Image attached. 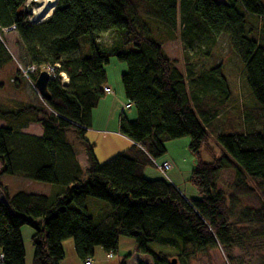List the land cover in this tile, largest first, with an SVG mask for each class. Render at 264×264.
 Instances as JSON below:
<instances>
[{
    "label": "trees",
    "instance_id": "1",
    "mask_svg": "<svg viewBox=\"0 0 264 264\" xmlns=\"http://www.w3.org/2000/svg\"><path fill=\"white\" fill-rule=\"evenodd\" d=\"M26 1L0 0V31L14 27L20 67L58 68L40 107L0 106V177L60 190L50 196L10 195L0 183V264H24V226L33 229L31 264H59L67 239L83 263L96 247L112 257L124 237L134 241L138 254L151 256L152 264H171L174 259L156 252L155 244L178 245L179 257L186 259L187 247L192 254L217 247L229 254L248 229L251 237L264 234V0H58L39 24L20 13ZM106 33L114 39L104 46L98 38ZM221 35L229 38L248 91L249 101L239 106V125L230 112L222 64L205 66ZM173 39L180 41L182 71L163 49ZM128 47L131 52L124 51ZM111 58L127 67L120 81L135 115L129 118L123 110L118 115V133L130 146L99 163L85 133L92 111L107 95L105 66ZM12 62L0 39V71ZM38 74L29 75L33 84ZM19 76L16 69L15 81ZM30 124L40 125L41 136L21 132ZM68 131L83 146L85 169ZM208 136L221 151L205 163L200 149ZM184 137L195 159L189 181L198 199H187L165 179L143 175L165 153L167 141ZM223 170L234 173L227 198L216 189ZM246 191L259 193V208L245 209L234 220L233 207ZM88 199L105 203L108 211L90 216Z\"/></svg>",
    "mask_w": 264,
    "mask_h": 264
},
{
    "label": "rangeland",
    "instance_id": "2",
    "mask_svg": "<svg viewBox=\"0 0 264 264\" xmlns=\"http://www.w3.org/2000/svg\"><path fill=\"white\" fill-rule=\"evenodd\" d=\"M36 0H28L20 8V13L26 17V21L30 24H35L31 21L32 11L36 7ZM223 2L224 0H214ZM55 8V7H54ZM53 13V12H52ZM52 15V14H51ZM49 19V18H48ZM47 19V20H48ZM46 21V20H45ZM42 21V22H45ZM253 22V21H252ZM256 23L255 21L253 22ZM262 23V22H261ZM260 23V24H261ZM39 24V23H38ZM0 39L4 42L7 50L13 57V62L6 65L0 71V106L7 111H12L15 108L14 103H29L40 107L41 98L33 87V82L30 78L23 76L17 58L19 54L18 36L14 29L9 31H0ZM114 37L111 33H106L98 38L100 43L104 46L113 41ZM125 52H131L132 48L128 47ZM165 52L176 63L179 71H182V56L181 48L178 43H170L165 46ZM217 64H222L223 75L227 79L231 91L230 112L237 117V125L241 122V115L239 106L242 103L249 101L248 91L246 89L243 77L242 66L236 56L232 53L229 45V38L227 35H221L214 47L210 50V55L206 59L205 66L210 67ZM19 70L20 76L18 82L15 81V71ZM125 63L111 58L109 63L105 66L106 85L110 88L111 94L105 95L99 101L98 106L93 110L94 114L104 120L108 112L112 110V121L109 123L106 130L103 126H94L101 131L97 133L90 129L86 131V140L94 145V154L99 163H104L111 157L124 151L125 139L122 138L116 131L117 117L123 110L129 118H133L135 113L133 109H125L127 101L124 97L120 77L126 71ZM224 114L220 115L222 118ZM4 124L0 122V125ZM40 125L35 124L27 126L22 130L29 131L32 134L38 132ZM106 131V132H105ZM66 138L69 144L77 155V159L81 165L83 160L86 165V157L83 146L75 134L71 131L66 133ZM189 138L184 137L180 139L170 140L164 144L165 153L153 160V165L145 168L143 175L146 179L157 180L165 179L175 186V188L187 199H198V193L189 181L192 169L195 165V159L190 153ZM220 147L215 142L212 136H208L205 143L200 149V159L205 163H209L214 157L220 155ZM162 161H167L170 164V170L165 175L162 174L156 167L161 165ZM0 178L2 186H6L9 194H14L19 191L26 193H38L43 195H54L59 192L60 188L23 179L21 177L3 176ZM234 181V173L230 170H223L218 174L216 189L221 192L226 198L231 194V186ZM252 187V186H251ZM250 190V189H249ZM248 194L239 196L236 205L232 210V219H236L241 211L245 209L256 210L259 208L260 195L257 191H246ZM88 214L92 217H97L101 213L108 211V206L98 200L88 199ZM24 229L29 230L28 226ZM248 229V228H247ZM251 229L247 230V236L241 238L240 245L233 248L229 254H226L220 247L209 249L203 253L192 254L191 248L184 249L188 253L186 259L179 257L181 247L169 244H155L154 250L166 255L167 259L175 260V264H261L264 256V234L258 237L250 236ZM64 250L63 264H83V262L76 256L73 249V241L67 239L62 242ZM24 247V264H31L33 248L29 240H23ZM112 257L108 258L102 248L96 247L91 257V264H120L123 260L125 264H136L137 261H143L146 264H152V257L149 255H139L136 252V246L132 239L121 237L118 242L117 251L111 253Z\"/></svg>",
    "mask_w": 264,
    "mask_h": 264
},
{
    "label": "crops",
    "instance_id": "3",
    "mask_svg": "<svg viewBox=\"0 0 264 264\" xmlns=\"http://www.w3.org/2000/svg\"><path fill=\"white\" fill-rule=\"evenodd\" d=\"M216 2H218V3H220V1H216ZM178 43L179 45H180V41L178 40V39H173L172 41H168L167 43H165L164 45H163V49H164V51H165V46L167 45V44H170V43ZM166 53V52H165ZM167 54V53H166ZM106 87H108L107 85H106ZM99 104V103H98ZM98 106V105H97ZM112 114H113V112H112V110L111 111H109L108 112V115H106L105 116V119L103 120H100V118L97 116V114H94L93 113V111H92V114H91V125H90V131L91 130H93V131H96L97 133H100L101 131L99 130V128H97V129H95L94 128V126H96L97 124H98V126H103V130H106L105 128L106 127H108V125H109V123L112 121V119L114 118H112ZM32 125H35V124H32ZM28 126H31V124L30 125H28ZM88 129V130H89ZM115 129H116V131H117V133H118V117H117V122H116V127H115ZM21 132H23V133H25V134H29V135H34V136H41V134H42V129H41V127H39V130H38V132L37 133H35V134H32V133H30L29 131H26V130H22ZM106 132V131H105ZM119 134V133H118ZM121 136V135H120ZM122 137V136H121ZM122 138H124V137H122ZM125 139V138H124ZM125 149H127L129 146H130V144H131V142L130 141H128L127 139H125ZM124 149V150H125ZM78 160V159H77ZM79 162V161H78ZM164 162H167V161H162V163H164ZM168 163V162H167ZM80 164V163H79ZM80 166H81V168H83V169H85V167H86V165H85V161L83 160V165H81L80 164ZM0 178H4L3 176H1ZM6 187V186H5ZM8 190V189H7ZM8 193H9V191H8ZM10 195H12V194H10ZM3 199H4V196H3V194L1 193V191H0V201H3ZM88 203V202H87ZM29 228V230H27V229H24L23 227L21 228V230H20V235H21V239H22V243H23V240H29L30 241V238H31V236L33 235V229L32 228H30V227H28ZM62 248H63V246H62ZM63 252H64V250H63ZM140 255V254H139ZM63 261H64V258H63V260L59 263V264H63ZM138 262H140V261H137V263ZM136 263V264H137Z\"/></svg>",
    "mask_w": 264,
    "mask_h": 264
},
{
    "label": "built area",
    "instance_id": "4",
    "mask_svg": "<svg viewBox=\"0 0 264 264\" xmlns=\"http://www.w3.org/2000/svg\"><path fill=\"white\" fill-rule=\"evenodd\" d=\"M29 1H31V0H28V2ZM12 29H14L13 26L2 29V31H9ZM19 68L21 69L23 76H25L27 79L29 78L30 74H33L37 71H38V73L45 71L48 73L50 78H54L55 77V69L58 68V65H56L54 67H42L39 70L34 66H30L28 68H22L19 66ZM59 76H60L61 83L67 82V78H66L64 73H60ZM103 91L107 95H110L112 93L109 87H105ZM129 108H130L129 104L125 105V109H129ZM156 167L162 174H165L168 170H170V164L167 162L161 163V165H158V166L156 165ZM0 258H1V256H0ZM108 258H111V255H108ZM83 264H91V260L87 259Z\"/></svg>",
    "mask_w": 264,
    "mask_h": 264
},
{
    "label": "bare ground",
    "instance_id": "5",
    "mask_svg": "<svg viewBox=\"0 0 264 264\" xmlns=\"http://www.w3.org/2000/svg\"><path fill=\"white\" fill-rule=\"evenodd\" d=\"M58 0H36V7L32 11V22H42L47 20Z\"/></svg>",
    "mask_w": 264,
    "mask_h": 264
},
{
    "label": "water",
    "instance_id": "6",
    "mask_svg": "<svg viewBox=\"0 0 264 264\" xmlns=\"http://www.w3.org/2000/svg\"><path fill=\"white\" fill-rule=\"evenodd\" d=\"M55 7V6H54ZM54 10V8H53ZM35 24L42 23V22H34ZM51 80L48 73L45 71H42L38 74L36 77V80L34 81L33 87L35 91L38 93L40 98L44 101H47L49 99V94L47 92V84ZM171 264H175V260L171 261Z\"/></svg>",
    "mask_w": 264,
    "mask_h": 264
}]
</instances>
